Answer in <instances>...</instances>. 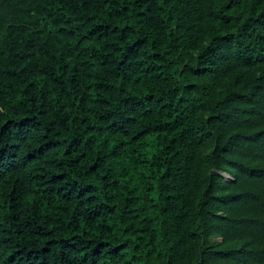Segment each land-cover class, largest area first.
<instances>
[{
    "label": "trees",
    "instance_id": "obj_1",
    "mask_svg": "<svg viewBox=\"0 0 264 264\" xmlns=\"http://www.w3.org/2000/svg\"><path fill=\"white\" fill-rule=\"evenodd\" d=\"M0 264H264V0H0Z\"/></svg>",
    "mask_w": 264,
    "mask_h": 264
},
{
    "label": "water",
    "instance_id": "obj_2",
    "mask_svg": "<svg viewBox=\"0 0 264 264\" xmlns=\"http://www.w3.org/2000/svg\"><path fill=\"white\" fill-rule=\"evenodd\" d=\"M226 182L234 183L235 181L228 175H222Z\"/></svg>",
    "mask_w": 264,
    "mask_h": 264
}]
</instances>
